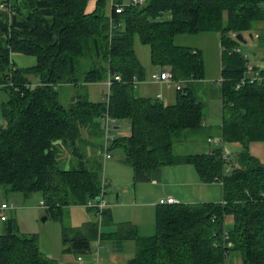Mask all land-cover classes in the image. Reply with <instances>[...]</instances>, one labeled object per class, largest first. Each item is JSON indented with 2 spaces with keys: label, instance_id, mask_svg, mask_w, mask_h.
<instances>
[{
  "label": "trees",
  "instance_id": "1",
  "mask_svg": "<svg viewBox=\"0 0 264 264\" xmlns=\"http://www.w3.org/2000/svg\"><path fill=\"white\" fill-rule=\"evenodd\" d=\"M88 1L11 0L15 14L10 21L0 9V86L9 95L2 104L6 125L0 126V186L25 196L40 193L42 207L59 220L63 208L103 198L107 114L115 120L113 129L119 122L128 124L127 133L117 135L107 150L122 153L135 182L149 181L165 166L191 165L201 182L222 186L219 203L157 205L151 236L139 237L133 227L125 228L122 239L136 245L126 264H233L236 259L264 264V164L248 151L250 144L264 143V70L253 66L259 80L241 83L249 63L231 37L256 31L264 44V0H145L124 6L119 14L114 6L123 3L113 0L110 15L106 0H96L94 11L86 14ZM166 14L170 18L161 20ZM199 33L219 35L220 136L225 144L240 147L225 175L218 147L211 154L173 152L182 139H208L204 107L190 84L204 78L201 52L173 41ZM135 36L149 47L154 67L167 69L174 82L186 83L176 91L174 104L134 96L133 78L144 75L133 49ZM13 53L35 57V65L15 68ZM83 61L90 67L81 79ZM114 75L121 81H114L100 102L75 92L82 84ZM63 86L75 88L66 106L59 97ZM106 213L104 208L99 224L93 220L72 228L71 236L62 228L65 251L89 253L102 237L100 228L111 222ZM228 218L232 226L226 231ZM0 264L56 263L39 251L35 236L16 235L8 222L0 236Z\"/></svg>",
  "mask_w": 264,
  "mask_h": 264
},
{
  "label": "rangeland",
  "instance_id": "2",
  "mask_svg": "<svg viewBox=\"0 0 264 264\" xmlns=\"http://www.w3.org/2000/svg\"><path fill=\"white\" fill-rule=\"evenodd\" d=\"M106 13L110 15L111 0H106ZM130 0H121V2L126 5ZM1 2V0H0ZM93 5H96V0H89ZM87 7V6H86ZM258 32H252L242 34L244 43L238 44L237 49L239 52L247 59L249 65L264 70V44L261 43L260 39L257 38ZM174 44L178 46L188 47L195 50H199L202 55L203 64L205 66L204 73V85L200 88L195 89L200 101L203 103V122L209 125L218 126L221 121V96L218 81L220 80V69H221V46L219 36L216 33H199L197 35H179L174 38ZM133 49L139 63L143 66L146 77L144 82L137 84L133 89V94L135 97H148L152 100H157L160 103L167 104L165 99L160 100L156 98L157 93H163L167 88L174 96L177 95L176 83L172 80L168 83L169 85L150 83V77L153 74L159 73V68L154 67L150 62V49L146 45H142L137 36L133 39ZM11 60L15 64V68L27 69L35 65L36 59L32 56H25L18 53L11 54ZM90 65L86 64L85 61L82 63V71L80 78L82 79L84 73L88 71ZM27 78L32 81V84H36L38 79L30 75ZM108 78V76H107ZM106 79L99 81L97 83L87 84L78 86L75 91L73 86H63L59 89V97L61 103L67 105L68 98L71 100L75 92L81 94H87L88 100L90 102H100L107 95L108 88L106 86ZM75 91V92H74ZM9 95L8 92L0 87V126H5L6 121L2 115V104L8 102ZM121 128V134L127 132L126 122L122 121L118 124ZM101 139V138H100ZM191 139H199V142L191 141ZM205 138L203 136L189 137L187 139H182L180 142L175 143L173 147V152L175 155H187L191 152L194 154L202 153L206 144L204 142ZM208 145V144H207ZM211 147L208 145V148ZM86 148V147H85ZM226 148L233 153L240 150V147L226 144ZM86 151V149H85ZM249 153L258 159L259 162L264 164V143H252L248 148ZM206 153V152H204ZM121 153L115 151L111 160L117 163L120 160ZM118 164V163H117ZM126 169L131 172L129 167L122 166V169ZM102 176L105 178L106 190H108L105 198L108 199L110 195L109 190V178L107 173L102 171ZM114 175V174H112ZM158 176V175H157ZM115 177V175H114ZM118 177V176H116ZM122 179V178H121ZM120 177L119 180L121 181ZM123 180V179H122ZM127 178L125 179V181ZM122 183V182H121ZM220 191V196H217L212 189L207 191V195L211 194L210 199H222V188L217 185ZM113 188V187H112ZM203 186H192L187 187L186 190H199L203 189ZM114 189V188H113ZM204 190V189H203ZM217 191V190H216ZM203 198L201 196H198ZM167 198V197H166ZM165 199V198H163ZM42 196L38 192H33L28 196L22 193H11L7 192L5 187L0 186V205L6 204L8 210L0 212L4 215L7 222L0 221V236L2 235L5 226L8 222H11L16 235L18 236H35L39 251L48 259L54 260L56 264H76L77 256L72 252L65 251L67 245H63L62 241V228L65 229L67 236L72 235V228H79L82 222L88 220L97 221V213L92 209H87L84 207H67L63 208L61 214V220L54 218L46 207H42ZM156 208L148 215V224L152 225L151 232H145V237L151 236L155 233V212ZM146 217H143V225L147 228ZM142 225V224H141ZM78 226V227H77ZM81 226V225H80ZM232 226V220L230 218L225 221V229L228 231ZM106 232L110 230L105 229ZM141 236V235H140ZM112 242V241H108ZM95 241L91 244V251L84 257L87 261L84 264H95L96 259L99 264H126L128 261L133 259L135 255V245L133 243H122L123 255L118 256L114 263L108 260L110 258L103 254L98 253L96 258V251L98 243L95 245ZM104 244V243H103ZM110 245V244H109ZM111 246V245H110ZM83 257V258H84ZM233 264H239V260H235Z\"/></svg>",
  "mask_w": 264,
  "mask_h": 264
},
{
  "label": "crops",
  "instance_id": "3",
  "mask_svg": "<svg viewBox=\"0 0 264 264\" xmlns=\"http://www.w3.org/2000/svg\"><path fill=\"white\" fill-rule=\"evenodd\" d=\"M94 9H95V5H93L92 2L91 4L89 2L85 9V13L90 14L94 11ZM169 18H170V15L166 14L164 17L161 18V20L166 21ZM161 71H165L169 73L167 69H159V72ZM204 73H205V66H204ZM145 77H146V74L144 71L142 80L137 79L135 82H133V89L137 84L144 82ZM150 83H153V82H151L150 80ZM168 83L169 82L163 83V85L164 84L169 85ZM203 83H204V78L199 81H192L190 84H192V87L195 91L196 88L202 87V85H204ZM218 84H219V81H218ZM180 85L182 87H185L186 83H181ZM195 94L197 96V99L200 101L197 93ZM139 98L150 99L144 96H140ZM156 98H159L160 100L165 99L167 101V104L165 105L162 103L165 106L172 105L176 102V96L172 94V92L170 91V88H167L166 91L163 93L161 92L157 93ZM221 118H222V105H221ZM202 124H203V127L207 130V138H210V137L220 138L221 137L220 129H221L222 120L220 121V124L218 126L209 125L204 122H202ZM127 126L128 124H126V128ZM120 128H121L120 126H114V129H113L114 137H116L117 135H121ZM206 140L207 139L205 138L204 142L206 144V147L204 148L202 153L204 152L207 153L210 150H212V147L208 148V145H207L208 143L206 142ZM191 141L199 142V139H191ZM113 153L114 152L110 153L109 158L102 157L103 171L105 169V173H107L108 175V178H109L108 186L110 187L109 190H111L109 191L110 194H108L110 195L109 198L106 199L105 195H107L108 190H106V185L104 181L103 199L106 203V208H105L107 212L106 215L109 219H111V222L105 225L104 227L100 228V233H103L102 237H100L101 239H97L95 241L96 243H98V247H97L98 253L101 255V251H102L104 255L110 257L106 259V262L109 260L110 263L111 262L114 263L115 259L118 256L123 255L122 254L123 253L122 243H133L135 245V242L132 239H122L124 237L123 234H124L125 228L133 227L136 234L139 237H145V232H151L152 225L150 226L148 224V220H150L148 218V215L151 214L154 207L155 208L157 207L158 201L160 199H163L166 197H172L177 201V203H184V204L219 203L222 200V199L220 200L210 199L209 196H211V194L207 195V191L212 189V191L221 198L220 191L217 186V185H220V187L222 188L221 184L217 182L208 183V184L201 182L199 180V177L195 169L191 165L165 166L160 169V172L158 174H154L153 176H151L149 181L135 182L133 180L132 170L131 172H129L128 170L124 168L122 169V166L128 167L122 163V159H123L122 153L120 152L121 158L117 162L118 164L115 162H112L111 160L113 158L111 154L113 155ZM187 154H194V153L189 152ZM112 174H114L115 177ZM119 177L120 179L122 178L123 180L121 179L120 181ZM126 178L127 180L125 181ZM103 179L105 178L103 177ZM196 185L203 186L204 190L203 189L186 190L187 187H192ZM198 196H201L203 198L198 199L199 198ZM78 207H83V206H78ZM143 217L147 218L146 219L147 228H145L143 225V221H142ZM90 221H93V220L82 222L80 225L82 226L83 224L90 222ZM80 225L79 227H81ZM105 229L110 230V231L106 232ZM108 241H112V242H108ZM135 249H136V245H135ZM87 254L78 255L76 264L86 263L87 259L84 256Z\"/></svg>",
  "mask_w": 264,
  "mask_h": 264
},
{
  "label": "built area",
  "instance_id": "4",
  "mask_svg": "<svg viewBox=\"0 0 264 264\" xmlns=\"http://www.w3.org/2000/svg\"><path fill=\"white\" fill-rule=\"evenodd\" d=\"M145 3V0H130L128 4L126 5H115L114 6V12L116 14H119L123 11V7L124 6H140L143 5ZM113 7V0H111V8ZM0 9L4 10L7 14V17L9 19V21L11 20V18L14 16L15 12L13 10V8L11 7V0H1L0 2ZM113 27V26H112ZM233 38H236L235 34H232ZM238 51V50H237ZM246 69H247V75L242 81H248L249 83H252L254 81H258L259 80V71H255L252 69L251 65H246ZM259 69V68H258ZM151 82L155 83V84H163L166 82H170L171 81V76L168 72L165 71H161L157 74H153L150 77ZM116 81V82H120L121 81V77L119 75H114V76H109L108 79L106 80V86L107 88H109L111 86V84ZM136 79L133 78V82H135ZM219 83H222V80H219ZM1 87V86H0ZM240 84H238L236 86V88H239ZM176 90H181V86L180 83L176 84ZM103 133H104V149H103V157L104 158H109L110 157V153L107 150V146L108 144L114 140V135H113V125H115V120L111 117H109L107 114H105L104 118H103ZM207 143L209 146H211L212 148L218 147L220 148V159L224 164V168H223V172L222 175L227 174L230 171V166H229V161L231 159V152L226 148V144L223 141V139L220 138H208L207 139ZM209 154H211V151L207 152ZM174 204H178L177 201L172 198V197H167L165 199H160L158 201V205H174ZM85 208H96L97 209V222L98 224L100 223V219H101V211L106 208V203L104 201L103 198L98 199L96 202H92V201H88L87 204L84 206ZM8 210V206L6 204H1L0 205V212ZM0 221L4 222L6 221V217L2 214H0ZM223 240H226L228 238V233L226 231L223 232ZM227 247H230L231 244L228 243L226 245ZM96 258L98 256V251H96L95 253ZM95 264H98V260L96 259Z\"/></svg>",
  "mask_w": 264,
  "mask_h": 264
},
{
  "label": "water",
  "instance_id": "5",
  "mask_svg": "<svg viewBox=\"0 0 264 264\" xmlns=\"http://www.w3.org/2000/svg\"><path fill=\"white\" fill-rule=\"evenodd\" d=\"M236 40L238 41V42H242V43H244L245 41H244V39H243V36H242V34H237L236 35ZM72 100H73V98H71Z\"/></svg>",
  "mask_w": 264,
  "mask_h": 264
}]
</instances>
